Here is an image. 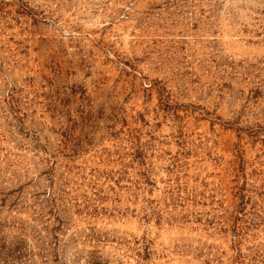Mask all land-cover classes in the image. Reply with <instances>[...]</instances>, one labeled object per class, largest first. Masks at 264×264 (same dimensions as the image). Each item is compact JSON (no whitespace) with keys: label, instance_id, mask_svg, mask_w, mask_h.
Wrapping results in <instances>:
<instances>
[{"label":"rangeland","instance_id":"1","mask_svg":"<svg viewBox=\"0 0 264 264\" xmlns=\"http://www.w3.org/2000/svg\"><path fill=\"white\" fill-rule=\"evenodd\" d=\"M0 264H264V0H0Z\"/></svg>","mask_w":264,"mask_h":264}]
</instances>
